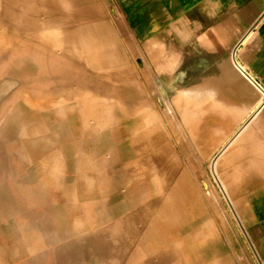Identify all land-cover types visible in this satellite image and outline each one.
<instances>
[{"label": "rangeland", "instance_id": "obj_1", "mask_svg": "<svg viewBox=\"0 0 264 264\" xmlns=\"http://www.w3.org/2000/svg\"><path fill=\"white\" fill-rule=\"evenodd\" d=\"M8 1L12 17L18 16L20 10L25 11L22 7L25 0ZM93 1L99 4L100 12ZM48 2L50 5L53 2L55 10L60 9L58 0ZM67 3L71 5L66 7L68 10H60L68 18L63 26L66 35L82 39L83 35L91 34L99 38L95 43L109 46L103 40L109 38L110 29L121 54L116 57V66L110 65L111 68L85 66L78 56L68 54L67 59L55 61L70 73L65 72L68 78L53 79L50 69H43L39 60L42 57L30 48L25 54L32 57L35 74L43 75L31 79L21 73L24 67L20 64L17 68L19 63L11 62L10 54L5 53L0 84L6 76L10 81L5 84L7 91L0 94V264H264V201L249 199L247 209L229 207L231 201L222 191L219 179L214 178L208 156L195 160L194 177H182L186 160L196 153V146L189 143L179 120L182 113L176 112L167 93L169 88L161 81L158 65L145 47L151 36L166 33L160 0H67ZM229 7L228 1L222 8L223 13ZM19 25L27 32L23 37L39 38L37 23L22 21ZM217 25L221 29L219 14ZM177 46L173 47L174 54L183 49ZM171 53L170 48L165 49L159 60L170 58ZM212 54L215 53H202L201 80L198 79L209 87H218L219 84L205 83L207 70L215 76ZM189 57L190 54L186 64ZM144 58L146 68L141 60ZM126 62L134 67L137 77L140 74L138 80L145 95L140 102L144 106L148 103V108L155 107L152 111L157 118L153 122L152 140L145 137L142 118L150 110L144 113L123 110L113 101L109 106L108 96H114L115 90L108 88L102 73H118ZM230 64L234 70L230 72L231 77L240 86L238 66ZM82 73L90 76L91 82L88 77L84 81L78 79ZM174 76L180 78L177 73ZM175 81L172 78L171 88L193 86L182 80ZM76 83L78 86L86 83L90 91L101 93L99 96L107 102L103 100L104 105L89 102L85 108L75 99L62 96L61 101L65 103L42 108L31 103L39 99L36 95L29 100L28 91L32 94L40 88L63 86L70 90ZM123 87L120 85L119 93L128 96L130 88L126 91ZM239 91L246 92L240 87ZM232 95L229 88L223 92L224 99L229 101ZM233 99L238 97L233 95ZM226 107L229 111L230 104ZM80 108L88 113L87 124L82 123ZM161 108H168L169 113ZM156 174L164 180L159 182L162 188L157 184ZM168 180L173 183L165 187ZM178 181L185 186L184 202H177V214L165 222L159 214L166 205L169 212H174L171 187L173 190ZM253 188L251 185L246 191L237 189L234 195L237 204L246 201L248 196L253 198ZM211 189H216L213 200L206 193ZM233 212L248 213V216H234Z\"/></svg>", "mask_w": 264, "mask_h": 264}, {"label": "bare ground", "instance_id": "obj_2", "mask_svg": "<svg viewBox=\"0 0 264 264\" xmlns=\"http://www.w3.org/2000/svg\"><path fill=\"white\" fill-rule=\"evenodd\" d=\"M186 1L187 0H160L161 2L160 4L162 8V16H161L162 19L161 20H163L162 25L164 26V28H166L165 36L155 34L154 36H151L152 39L151 37L149 38L151 39V41L147 40L149 42L145 43L146 52L148 51V53L151 56L152 61L156 63L155 65L156 66L158 65L156 68L159 72L161 81L165 83L166 85L165 84L164 85L168 87L170 90V91L167 90L168 91L167 93H169L171 100L176 106L174 107L175 110L177 108L176 112L182 113L181 117L180 118L178 117V118L183 123V127H185L186 129V137L189 140V143L196 146V153H194L193 156L189 157L188 161H186L187 168L184 167L185 169H183L182 171V177L183 178L185 177L186 179V177L195 176V173H196L195 172V167H196L195 160L199 159L202 154L203 156H204V153L206 154V156L214 155L210 163L212 174L214 175V178L219 179L218 182L222 185L221 187L222 191L228 195V199L231 201L230 203H228L229 207L234 208V209L246 207L247 209L249 206L247 202H250L248 197L245 199L246 201H244L243 203L237 204V201L235 200L234 195L236 194L237 189H238V192L240 189H244L243 191H246L247 189H249V186H251L250 177H251L252 172L250 171L251 169H249L248 167H250V165H252L253 162L251 164H248L247 165L248 167H246L243 170L242 169L240 170V168H238L237 165L232 163L233 158L231 157V152H232L231 150L233 149V145L235 144V142L234 143L228 142V144L223 149L217 150L218 152L215 153V144H216L215 141L216 139H218V135L219 137H222L223 135H226V133L229 132L228 130L230 129V126H228L230 125V122L222 120L223 118L225 119V117H223L222 115L227 114V107L223 105L224 102H219V100L215 97L217 95L216 86L210 85L209 87L205 84H202L199 81V79L201 78L200 73H199V64H201L204 59L202 56V53L204 51H210L213 44H215L216 42L215 39L220 37L218 35H223V31L217 25L218 13L215 12V10H213L214 8L213 4H215L217 0H201V3L200 2L195 3L198 0H191L188 4L184 3ZM93 2L95 3L96 9L100 12L101 9L98 6L99 4L96 1H93ZM66 3H67V0H58L60 9L58 8L57 10H55L53 8V2L50 5L48 0H25L22 4V7L24 8L26 12L23 10L22 11L20 10L19 14H21V16H19L18 14V16L12 17V14L9 10V6L11 5L9 1L0 0V69H1L2 59L6 57L5 53H8L10 54L11 62H15V64H17V62L19 63V65H16L17 68H19L20 64L24 67L23 68L24 71H22L21 73H24L26 76L31 77V79H35L37 75H39V77H42L43 76L42 73L35 74L36 66L34 64V61L31 60L32 57L25 54V51H29L30 48L33 49V52H35L37 56L42 57V58H39V60L43 63V69L45 68L47 70L50 69V72L52 76L54 77V78L52 77L53 79L55 78L58 79L61 77L66 78V79L68 78V75L65 73L67 71H64L62 64H57L55 62V61H63L67 59L68 54H70V56H74V55L78 56V58L81 60L80 62L83 63L85 66L86 65L96 66V67L97 66H110V65L116 66V62H117L116 57H118L119 53L121 54V49H120V46L117 44L115 37L113 36L110 29H109V34H108L109 38L107 40L105 39L103 40L105 42L108 41L109 46L106 45L105 43H102V44L95 43L96 39H99V38H94L91 36V34L83 35L82 39L81 38L78 39V38H75L74 36L66 35V33H64L63 26L65 25V19H68V18L64 17V14H62L60 10L61 9L66 10L67 9L66 7L71 6L68 3H67L68 4L67 6ZM100 14L102 17V13ZM14 19L17 21L15 22ZM21 20L24 22L37 23L39 26V31H38L39 38L32 39V37H29V36L28 38L23 37V34L27 32H25V30L22 29L23 26L19 25L22 22ZM18 26H21V28H19ZM217 33H220V34L217 35ZM183 37H185L189 41V44L187 45V53L183 59V60L187 59V57L190 54L191 58L189 57L190 58L189 64H186V60L183 63V60L179 59L180 57L179 52H176V54H174L172 51L174 49L173 47H175L176 45H178L177 47L180 49V47L182 46L181 43H182ZM108 48L110 49L109 50L110 54L107 53ZM169 48L171 49V52H172L170 54V58L169 56L167 57L165 55L166 56L165 60L161 62V59L159 60V58L161 57L160 54L163 53L165 49L168 50ZM113 49H114V53L112 51ZM70 51L72 53H69ZM35 54L33 56H36ZM106 55L108 56L111 55V56L107 57ZM23 57H25L26 59H23ZM144 59H141L143 60L142 61L144 64L143 67H145V64H146V59L145 60ZM108 70H109V67H108ZM148 70L146 72H149ZM135 73L136 72L134 71V67L130 63H127V62L124 66H121L118 73H115V72L111 73V71L102 73L104 74L103 75L104 79L107 78V81L109 84L108 88L112 87L113 90H115L114 96H108L109 106H110V102L113 101L115 105H118L120 108H123V110L125 108V109H128L129 111H136L138 113H144L150 110V112L143 114L144 117L142 118H144L145 120L143 124V126H145L146 128L145 137H150L152 140V137H153L152 133L154 132V131L152 132V128L155 127L153 126V122L156 121L155 119L157 118V114H155V111H152L154 110L152 109L154 107L153 105H152L153 106L152 108H148L150 106L148 103L145 104L144 106L140 102L141 101L140 98L142 99L144 98V97H141L142 95H144L143 94L144 91H143L142 83L140 82V80H138V77H140V74L137 77ZM176 73L180 76V78L174 76V74ZM143 76L147 77V75H143ZM6 77H5L4 82L0 84V94L4 92V90L7 91L8 89V87L5 84H8L7 81H10V80ZM87 77H88V82H91V77L87 75L84 76L83 73L81 77L79 78L77 77V78L82 79L84 81L87 79ZM172 78H175L176 83L177 82L180 83L182 80V82L184 83L187 82L188 85L192 83L193 86L191 87L187 86L182 89L179 87H178L179 89L171 88L170 84H172L171 83ZM175 82H173V84ZM76 84L77 85L73 89H70V90L66 86H63V87L60 86L61 88H58V87H53L50 89L40 88V90H36V91L33 90L32 94H30V92L28 91L29 100L31 97H34V95H36V97H39V99L31 103L36 105V107L39 106L42 108L53 106L58 103L61 104L62 101L65 103L64 100L61 101V99H63L62 96H68V98L71 100L75 99L76 102L80 103L85 108L87 107L89 102L90 103L97 102L98 104H103V105L105 104L104 97L99 96L101 93L99 95H97L96 93H93L87 88V86L85 85L86 83L83 84L84 86L83 85L78 86V83ZM120 85H124L125 87V88L123 87L124 89L130 88V90H128L129 91L128 96L124 95L125 96L124 97L122 93L121 94L119 93ZM37 86L39 87V85ZM73 86L74 85H72V87ZM108 88L106 87V90ZM95 90H97V88ZM121 90L124 91L123 89ZM126 91L125 93H127ZM105 98H107V96ZM173 103L171 102L170 106L171 105L173 106ZM164 104L169 105L166 103ZM170 106H169V109H171ZM109 109H112V108H109ZM169 109L167 108L166 110H162L161 108L162 111H166V112ZM80 111H81V118H83V121H84V122L82 121V123L87 124L88 113L81 110V108H80ZM97 111L99 110L97 109ZM167 113H169V111ZM167 113H165V116ZM168 117H165V119H167ZM3 119L1 118V120ZM155 131H157V129ZM157 133L158 131L156 132V134ZM156 137H158V135ZM256 145H258V149L262 152V155L261 156L259 155L260 157H258L257 169L255 172L256 178L259 180V179L264 178V145H261V144H256ZM248 146L251 147L252 145L249 144L247 145V147ZM180 150L183 153V150L181 148ZM185 152L188 153L187 151L184 150V153ZM177 158L180 160L179 156H177ZM222 160H224V162L226 163L223 164ZM249 161H252V160H249ZM149 165H152V164H149ZM208 168L210 169V167ZM154 170H155V167L153 168L152 171ZM158 174H156V177L159 179L157 181L158 182L157 184L159 186L161 185V188H162V185H163L162 183L164 182V180L160 178ZM160 179L162 180L161 184L159 183ZM166 183L167 185L164 183V185H166L165 187L169 186L173 182L171 183L168 180L166 181ZM174 184H175L174 185L175 187L173 188V190L171 187V191H173V196H174V203H173L174 212L170 211L171 212L170 213L169 208L166 205L165 207H163L164 208L163 211L160 210L162 213L159 214V216L165 222H170L169 216H175L177 214V202L183 201V197L185 193L183 191V188H185V186H182L180 181ZM161 188L159 187L158 189H161ZM212 189L208 191L209 193L206 191V193L211 198L206 193H205L206 195L204 194L207 199L210 198L211 200H213L212 198V196L214 195L213 192L216 189H214V191ZM180 195H182V197ZM171 200L173 199L171 198ZM255 200L256 201L254 202L261 201L260 199H255ZM166 202H167V199H166ZM235 212H233L232 215L242 216V217L248 216L247 215L248 213L238 212V214H236L237 212L236 213ZM246 222L248 221L246 220ZM212 225L214 224L212 223ZM170 233H171V230H170Z\"/></svg>", "mask_w": 264, "mask_h": 264}, {"label": "crops", "instance_id": "obj_3", "mask_svg": "<svg viewBox=\"0 0 264 264\" xmlns=\"http://www.w3.org/2000/svg\"><path fill=\"white\" fill-rule=\"evenodd\" d=\"M228 1L229 10L223 13L222 8ZM197 2L201 3V0L195 3ZM213 7L219 14V25L223 29V35L217 33L220 37L215 39L217 44L215 42L210 50L215 53L212 55L215 56L213 58L216 71L215 76L210 75V70L206 71L205 83L219 84L215 97L219 102H224L225 106L230 104L229 112L227 108V114L222 115L225 117L223 121L230 122L228 125L230 130L226 135H220L222 137L218 135L215 153L223 149L228 142H235L236 146L233 145L231 150L232 163L243 170L253 162L248 168L252 172L250 180L254 186V197L248 196V199L264 201V178L258 180L255 175L258 157L262 155L256 144L264 145V0H217ZM182 41L183 49L179 53V59L183 60L187 53L188 40L183 37ZM231 62L238 66L241 76L237 80L240 86H236L235 77H231L230 72L234 73ZM239 87L246 92L239 91ZM228 88L231 94L238 97L237 100L233 99V95L230 101L224 99L223 92ZM249 144L252 146L248 148ZM213 156H208V160H212ZM206 157L204 153L199 159ZM222 163L226 162L222 160Z\"/></svg>", "mask_w": 264, "mask_h": 264}]
</instances>
